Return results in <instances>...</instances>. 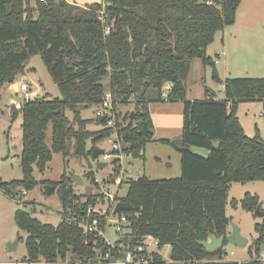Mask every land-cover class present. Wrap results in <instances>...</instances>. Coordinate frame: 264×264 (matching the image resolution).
<instances>
[{"label":"trees","instance_id":"trees-1","mask_svg":"<svg viewBox=\"0 0 264 264\" xmlns=\"http://www.w3.org/2000/svg\"><path fill=\"white\" fill-rule=\"evenodd\" d=\"M103 1L104 8L99 2L81 5L68 0H0V96L5 85L26 73L28 61L37 54L61 93V97L38 93L23 109L14 106L13 116L22 113L24 176L0 181V189L12 198L18 188L30 191L38 184L35 167L45 172L54 153L66 157L73 149L78 155H93L97 141L114 132L123 152L144 157L146 144L154 136L145 92L155 88L162 98L163 88L170 83L168 99L183 100V147L178 148L182 175L166 179L143 175L128 181L126 194L116 198L130 206V210L120 212L129 219L126 236L132 237L133 245L146 238L157 239L159 248L169 244L171 258L188 264L201 260L202 264H244L239 259H225L223 245L209 251L201 242L209 240L211 234H228L232 218L227 216V205L233 181H264V140L259 134L248 135L237 115L239 102L264 101V78L227 77L225 99L216 98L208 89L204 98H186V79L196 56L202 57L204 64L215 66L213 75L220 81L207 47L218 30L236 22L243 0ZM108 75L115 122L108 126L107 119L101 121L99 117L105 127L92 131L88 129L90 119L82 117L81 105L87 108L101 103L107 92L102 79ZM131 97L136 109L122 118L117 108ZM50 127L52 145L47 137ZM90 140L93 145L88 148ZM215 140L218 146L213 145ZM159 141L170 143L166 138ZM198 147L209 149L210 155L195 153ZM113 164L116 177L120 159H114ZM87 175L95 187L93 171ZM50 184L58 190L65 209L58 225L44 223L23 208L15 212V222L28 233L25 264L42 258L47 263L65 260L70 251L81 259L70 264H97L96 250H107L109 245L81 224L89 207L97 204L96 194L79 195L73 177L66 172ZM235 202L233 199L232 204ZM242 204L250 211L261 210L256 194H246ZM106 214L93 213L104 229ZM255 231L260 234L255 243L260 254L264 218L255 225ZM248 250L252 255L254 250ZM261 260L254 257L248 263L262 264ZM152 264L167 263L157 254Z\"/></svg>","mask_w":264,"mask_h":264},{"label":"rangeland","instance_id":"rangeland-1","mask_svg":"<svg viewBox=\"0 0 264 264\" xmlns=\"http://www.w3.org/2000/svg\"><path fill=\"white\" fill-rule=\"evenodd\" d=\"M74 3L77 1L81 5L99 2L105 7L103 0H68ZM103 10V9H102ZM103 12V11H102ZM103 14V13H101ZM236 22L227 26L224 30H218L212 43L207 47L208 56L212 57L216 65L220 81L214 78L215 66L204 64L202 57L196 56L191 61V70L187 76V94L189 100L204 98L206 89L215 94L216 98L225 99V82L227 77H261L264 78V0H243L237 10ZM101 18L103 16L101 15ZM26 73L19 76L15 81L4 86L0 96V181H12L22 179L24 174L21 166V152L23 148V121L22 113L18 112L13 116L14 104L12 100L22 102L24 94L19 87V81H25L37 89L40 94L49 93L51 97H61L59 87L54 82L52 75L43 61L40 54L34 55L28 61ZM110 77L102 79L106 91L110 90ZM165 85L162 98L159 97L158 90L148 88L145 96L148 102V110L153 121L152 132L154 136L148 141L144 149V157H135L125 153L121 159L120 171L117 176H122L119 184L115 183V169L113 161L117 159V152H113V145L119 142L118 136H111L98 140L96 146L111 153V158L102 160V155L98 159L94 155H78L73 152L65 157L62 153H54L53 159L48 162L45 172L35 167V176L38 179L37 186L28 191L26 188H18L12 196L7 195L0 189V264H25L27 262L26 237L28 233L15 222V212L19 208L26 209L31 214L39 218L44 223L58 225L65 215V209L61 204L58 190L50 184V181H57L66 172L70 176L74 174L82 175L84 183L77 185L74 183L76 192L82 195L86 192V185H91V178L87 173L93 171L95 178L105 179V189L108 194L100 192V187H94L96 194V214H106L107 224L105 226V236L109 242H115L119 238L116 231V218L114 215L115 205L118 197L126 194L129 185L128 181L143 175L153 179L175 178L182 175L181 159L182 155L178 146L182 141V128L184 122L183 100L173 101L168 99L171 89ZM130 102L119 104L117 112L123 118L127 113L136 109L134 97ZM97 105H91L82 109V117L90 119L88 129L97 131L105 127L96 115ZM116 112V113H117ZM72 117L71 110H67ZM237 115L246 133L250 136L259 134L264 140V101L248 100L238 103ZM48 143L52 145V128L48 130ZM169 139L170 143H162L159 140ZM93 145L92 140L88 142V148ZM123 147V145H122ZM98 161L106 162L103 167H97ZM114 177V178H113ZM51 185V186H49ZM53 191L49 193V189ZM24 191L28 193L25 194ZM256 194L261 199V210L264 212V181L250 180L243 183L233 181L229 192V202L227 205V215L232 218L231 223H238L241 232L249 238L246 248L234 246L227 242L223 244L225 250L229 252V260H242L249 262L252 258L261 259L264 253V244L261 246V253H256L255 243L260 234L255 231V225L263 222L264 216L257 214L256 210H247L243 207L242 201L246 194ZM85 197L81 198V201ZM233 199L236 200L232 204ZM69 212H67L68 214ZM71 213V212H70ZM69 213V214H70ZM231 228L228 230L230 232ZM129 231V229H128ZM129 233V232H127ZM13 249L10 250V244ZM150 249L161 252L164 260L171 258L170 245L167 244L159 248L155 239L149 238ZM254 251L252 255L248 248ZM235 254L232 255L231 252ZM67 258L58 259L57 262L47 263L44 258L35 264H70L80 263L81 259L72 251ZM227 259V260H228ZM262 264L264 260L262 259Z\"/></svg>","mask_w":264,"mask_h":264},{"label":"built area","instance_id":"built-area-1","mask_svg":"<svg viewBox=\"0 0 264 264\" xmlns=\"http://www.w3.org/2000/svg\"><path fill=\"white\" fill-rule=\"evenodd\" d=\"M107 32H109V28H107ZM19 87L21 89V92L24 94V100L22 102H19L17 100H12V104L16 107V109L21 110L23 109L26 102L29 101L33 96L38 94L37 89H32L30 85L25 81V79H21L19 81ZM169 88L172 87V85L169 83ZM96 115L97 117L107 119L108 126H112L114 124V101L112 100V95L110 91H107L103 100L99 105H97L96 109ZM120 143L117 142L113 145V151L116 150V152L120 151ZM122 152V148H121ZM118 153V152H117ZM125 154V153H124ZM123 153L116 154L120 159V164L122 163L121 159L123 158ZM111 153L106 152L104 150V153L102 154V160L107 161L111 158ZM122 181V176H117L115 178V183L119 184ZM97 188H99L100 192H104L106 194L107 191L105 189V185L107 184L105 179H100L99 177L96 178ZM25 194H27V191H24ZM111 198L113 197L112 194H108ZM116 206V205H115ZM96 212L95 206L91 205L88 209V213L86 217H84L82 220V225L86 228V230H89L91 232H94L98 234L99 236H102L107 244L109 245V249L103 250L102 247L98 248L96 250V256H95V262L97 264H152L155 263V258L157 254L162 255L161 252L155 251L153 249H150L151 243H149V238H146L142 242L135 243L134 245L130 243L131 236L127 238V227L129 225V219H127V216L123 213H118V217L116 218V231L118 233L119 238L115 242H109L105 236V230L101 227V220L98 219L97 215H93V213ZM73 217V215L71 214ZM127 238V241L125 239ZM156 245H158L159 241L155 239ZM232 255L235 254L234 251L231 252ZM163 256V255H162ZM227 256H229V252L227 251ZM164 259V257H163ZM225 259H228L225 258ZM261 259L264 260V253L261 255ZM229 260V259H228ZM165 261V260H164ZM204 260L196 261L193 264H202ZM167 264H188L187 261H176L172 258H170L168 261H165Z\"/></svg>","mask_w":264,"mask_h":264},{"label":"water","instance_id":"water-1","mask_svg":"<svg viewBox=\"0 0 264 264\" xmlns=\"http://www.w3.org/2000/svg\"><path fill=\"white\" fill-rule=\"evenodd\" d=\"M138 84H139V88H141V86H142V80L141 79L138 81ZM39 97H42V95H40ZM85 107H86L85 104L81 105V108H85ZM103 120L104 119L101 118V121H103ZM70 144H71V141H69L68 145H70ZM213 145L218 146L219 141L215 140L213 142ZM182 147H183V142L181 141L178 148L182 149ZM194 151H195V153H197V154L200 153L206 157H208L211 153V151L209 149L200 148V147L195 148ZM93 153H94L93 154L94 158L98 159V157L104 153V149L97 146L94 149ZM106 164H107L106 162L98 161L96 163V166L97 167H103ZM72 177H73L75 184L81 185L82 183H84V178L82 177V175L80 176L78 174H74ZM49 186H51V185H49ZM86 186H87L86 187V194L88 196H91L93 194L94 186H92V185H86ZM53 189L54 188H52L51 190L49 189L48 190L49 193H52ZM125 210H130V206L127 203L121 202L120 200H118L113 213H114V215H116V213H120V212H123ZM256 211H257V214L264 216V212H262L260 209H257ZM225 241L231 243L234 246L236 245V246L241 247V248H246L248 243H249V238L241 232V228H240L239 224L234 222V223H231V230H230V232H228L227 235H222V236L217 237L215 234H211L209 240L202 241L201 243L207 248V250L215 251L216 249H218V247L223 245V243ZM10 246H11L10 250H12L13 249V243H11ZM244 264H249V263L244 262Z\"/></svg>","mask_w":264,"mask_h":264},{"label":"crops","instance_id":"crops-1","mask_svg":"<svg viewBox=\"0 0 264 264\" xmlns=\"http://www.w3.org/2000/svg\"><path fill=\"white\" fill-rule=\"evenodd\" d=\"M168 85H169V83H168ZM168 85H167V86H168ZM210 94H212V93H210ZM2 191H3V190H2ZM227 216H228V215H227ZM230 218H231V217H230ZM230 228H231V224H230V226H229V229H230ZM240 260H241V259H240Z\"/></svg>","mask_w":264,"mask_h":264}]
</instances>
